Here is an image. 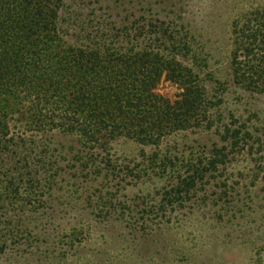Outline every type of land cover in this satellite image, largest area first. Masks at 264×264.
Here are the masks:
<instances>
[{
    "label": "trees",
    "instance_id": "1",
    "mask_svg": "<svg viewBox=\"0 0 264 264\" xmlns=\"http://www.w3.org/2000/svg\"><path fill=\"white\" fill-rule=\"evenodd\" d=\"M68 8L65 0H0V204L22 185L27 198L50 190L65 168L57 136L75 142L82 168H73L84 177L96 170L119 184L167 177L160 211L183 206L211 183L224 185L229 156L262 145L247 122L234 115L224 121L226 83L207 71V51L198 50L192 29L159 20L112 27L104 19L88 28ZM231 47V85L263 94L264 7L233 20ZM162 78L180 90L175 99L155 92ZM217 123L225 145L204 156L143 151L140 168L112 157L120 139L157 150L166 139Z\"/></svg>",
    "mask_w": 264,
    "mask_h": 264
},
{
    "label": "rangeland",
    "instance_id": "2",
    "mask_svg": "<svg viewBox=\"0 0 264 264\" xmlns=\"http://www.w3.org/2000/svg\"><path fill=\"white\" fill-rule=\"evenodd\" d=\"M65 2L83 27L100 19L112 27L159 20L192 29L198 50L207 51L201 53L207 71L226 83L220 107L224 121L234 115L247 122L262 145L253 143L229 156L221 169L224 185L211 183L183 206L160 211L157 203L167 177L153 174L137 184H119L105 171L84 177L76 170L75 142L57 136L52 142L65 147V168L55 174L50 190L36 200L25 197L28 190L22 185L15 199L0 204V235H6L0 264H264V93L232 86L229 66L233 20L264 7V0ZM155 92L173 100L180 90L162 78ZM220 125L178 134L157 150L120 139L112 157L140 168L143 151L146 156L154 151L204 156L225 145ZM6 218L11 219L10 233L2 229Z\"/></svg>",
    "mask_w": 264,
    "mask_h": 264
}]
</instances>
